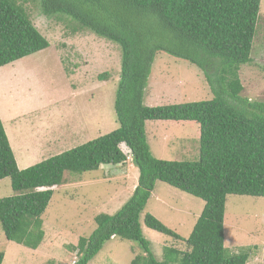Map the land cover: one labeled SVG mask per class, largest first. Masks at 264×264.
<instances>
[{
    "label": "trees",
    "instance_id": "obj_1",
    "mask_svg": "<svg viewBox=\"0 0 264 264\" xmlns=\"http://www.w3.org/2000/svg\"><path fill=\"white\" fill-rule=\"evenodd\" d=\"M260 2L40 0L44 16L65 15L77 31H89L119 46L113 106L118 128L20 169L0 118V180L9 177L14 192L0 199L6 239L36 249L44 235L41 215L53 188L65 183L64 175L81 180L82 173L101 165L129 163L138 171L131 197L114 214L95 215L96 228L79 240L72 264H88L114 236L135 242L142 250L133 254L130 264H246L250 248L232 253L224 244V216L228 195L264 197V102L241 95L244 87L238 75L240 66L251 61ZM49 45L21 4L0 0V67ZM160 52L197 66L212 97L148 106V79ZM147 121L197 124V159L154 157L146 138ZM158 181L204 201L186 238L145 211ZM141 221L146 228L184 242L185 250L165 246L162 260H157Z\"/></svg>",
    "mask_w": 264,
    "mask_h": 264
},
{
    "label": "rangeland",
    "instance_id": "obj_2",
    "mask_svg": "<svg viewBox=\"0 0 264 264\" xmlns=\"http://www.w3.org/2000/svg\"><path fill=\"white\" fill-rule=\"evenodd\" d=\"M16 1L50 43L21 62H13L14 71L9 65L0 67V118L18 168L24 169L118 128L113 106L121 50L89 31H77L75 22L65 15L44 16L40 0ZM259 8L251 61L240 66L238 75L244 87L241 95L264 102V0ZM145 96L148 106H156L208 100L212 94L197 66L160 52L152 64ZM10 110L17 115L16 123L9 121ZM37 123L42 125L38 136L29 129ZM198 130L197 124L188 122L145 123L153 156L164 160L193 158L199 145ZM137 174L128 163L125 167L101 165L82 173L81 180L64 175L65 183L53 188L41 215L44 235L36 249L7 240L0 225L1 264H72L79 240L96 228L95 215L118 211L131 197ZM13 194L10 178L0 180V199ZM203 205L200 198L158 181L145 211L186 238ZM225 211L226 247L232 253L250 248L246 264H264V197L228 195ZM141 227L157 260H162L165 246L185 250L184 242ZM136 246L114 236L88 264H130L134 255L142 253Z\"/></svg>",
    "mask_w": 264,
    "mask_h": 264
},
{
    "label": "crops",
    "instance_id": "obj_3",
    "mask_svg": "<svg viewBox=\"0 0 264 264\" xmlns=\"http://www.w3.org/2000/svg\"><path fill=\"white\" fill-rule=\"evenodd\" d=\"M19 62H21V60H18ZM9 65V66H8ZM5 66H8L9 67V69H10V71H14L15 69H16V67L17 66H14V63L12 62V63H9V64H6ZM8 92H11V91H8ZM147 98L148 97H145V102H147ZM11 111V110H10ZM17 117V115L15 114V113H13L12 111L9 113V121H11L12 123H16V122H14V120H15V118ZM18 123V122H17ZM188 123H192V122H188ZM27 125V124H26ZM41 124L40 123H37V125L36 126H33L32 128H30L28 125H27V127H29V129L32 131L31 133H32V135H36V136H38L39 135V133H36V132H39L40 130H39V128H41L42 127V125L40 126ZM19 131L21 130V129H18ZM163 137L164 136H166V135H164V134H161ZM35 137V136H34ZM8 138V137H7ZM14 154H15V150H14ZM130 167H132V169H134V167L132 166V165H130ZM135 171H136V169H135ZM136 177H138V174H137V176Z\"/></svg>",
    "mask_w": 264,
    "mask_h": 264
},
{
    "label": "clouds",
    "instance_id": "obj_4",
    "mask_svg": "<svg viewBox=\"0 0 264 264\" xmlns=\"http://www.w3.org/2000/svg\"><path fill=\"white\" fill-rule=\"evenodd\" d=\"M22 59V58H21ZM20 60V59H19ZM16 61H18V60H16ZM13 62H15V61H13ZM12 63V62H11ZM263 258H264V256H263ZM262 261H263V259H262Z\"/></svg>",
    "mask_w": 264,
    "mask_h": 264
},
{
    "label": "bare ground",
    "instance_id": "obj_5",
    "mask_svg": "<svg viewBox=\"0 0 264 264\" xmlns=\"http://www.w3.org/2000/svg\"><path fill=\"white\" fill-rule=\"evenodd\" d=\"M5 83V82H4ZM6 84H4V86H5ZM2 86V85H1Z\"/></svg>",
    "mask_w": 264,
    "mask_h": 264
}]
</instances>
